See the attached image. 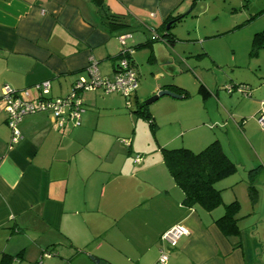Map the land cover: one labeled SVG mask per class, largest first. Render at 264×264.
Wrapping results in <instances>:
<instances>
[{"label":"crops","instance_id":"crops-1","mask_svg":"<svg viewBox=\"0 0 264 264\" xmlns=\"http://www.w3.org/2000/svg\"><path fill=\"white\" fill-rule=\"evenodd\" d=\"M191 3L0 0V264H98L96 259L106 264H158L161 249L168 256L167 264H264V130L256 122L264 85L253 94L251 85L243 82L250 86L251 95L236 100L224 123L227 139L231 136L233 142L244 144L251 155L238 154L235 148L226 151L218 133L212 135L229 159L246 171L247 188L251 182L254 198L237 199L238 184L232 178L236 169L215 183L222 205L211 211L182 203L183 192L161 151L176 135L161 141L154 110L147 108L154 128L133 112L137 102L168 89L167 85L185 90L168 89L182 96L175 99L193 100L190 109L196 98L205 107L210 99L227 101L240 94L226 91L227 97L218 85L194 73L190 77L198 87L192 89L178 76L173 78V58L163 59L162 69L157 66L153 40L165 39L164 44L172 48L174 37L160 38L156 27L163 28L169 16L181 15ZM133 25L148 30L152 38L131 36L126 41L134 46L131 61L138 77L134 105L129 104L132 114L125 110L126 101L119 93L96 88L81 93L79 126L67 122L58 127L47 111L27 114L17 125L20 138L10 143L3 85L32 92L35 84L48 80L50 96H65L75 79L87 77L89 58L96 60L101 75L112 78L120 50L118 36ZM143 61L139 72L138 62ZM182 121L176 123L186 131L201 127L196 123L187 127ZM206 138L211 137L197 134L182 142L194 151L191 144L208 145ZM231 190L236 198L232 201L239 204L240 231L227 236L215 220L228 204L224 194L230 196ZM246 202L250 211L242 212ZM177 222L188 233L175 245L162 241L161 234Z\"/></svg>","mask_w":264,"mask_h":264},{"label":"rangeland","instance_id":"rangeland-1","mask_svg":"<svg viewBox=\"0 0 264 264\" xmlns=\"http://www.w3.org/2000/svg\"><path fill=\"white\" fill-rule=\"evenodd\" d=\"M191 1L192 3L181 11L182 19L174 23L171 28L167 29L166 26L163 28L156 27L159 35L169 31L174 36L172 48L164 44L163 40L165 39L153 40L158 55L157 66L162 69L164 66L163 59L173 58V66L175 67L173 78L178 76L180 80L194 87L192 89L198 87V83L190 77L194 73L202 81L218 85L220 91L227 97L228 95L223 87L230 84V82H247L251 85L253 94H255L258 86L264 85V0ZM123 32L130 33L134 37H144L145 35V37L152 38L148 30L136 25L126 27ZM145 52L147 53V51H142V53ZM141 56L143 59V54ZM143 65L145 66L144 61L138 62V71L143 68ZM237 95L233 96L234 99L228 97L227 101L210 99L205 101V104H208L205 107L203 106L204 102L194 97L198 101H196V105H192L191 109L188 103L193 102V100L184 101L185 99L172 97L170 99L172 101L169 102L174 103H169L166 101L169 100V97L163 95L146 107L154 110V113L158 116L160 126L157 134L161 141L165 142L176 135L174 142L173 140L169 142L166 148H188V144L182 142V140L186 141L192 135L197 134L203 137H211L206 138L208 139L206 143H210L209 141L214 140L213 133L217 132L226 151L235 148L238 154L247 156L251 155L248 147L233 142L231 136L228 140L229 138L227 139L224 135V123L228 119L227 116L229 113H233V105L236 100H241L244 97L240 94ZM121 96L122 100L126 101L125 97ZM130 103L134 105L133 96L129 99ZM125 106V110L130 113L132 106L129 107L126 103ZM191 115L196 117L188 122L187 120ZM178 119L187 122V127L194 126L195 123L201 127L186 131L184 128H179L176 123ZM106 124L111 127L109 120H106ZM124 141L129 142V140ZM205 145L197 147V144L193 143L190 147H194L193 150L197 152ZM241 159L245 161L243 158ZM240 172H242V177L244 176L242 179L240 178ZM232 178L238 184L236 187L237 199L241 201L243 199L249 200L250 195L247 192L248 188L245 181L246 171L240 164L237 165V173ZM232 192L234 191H228L230 196L224 194L226 203L236 199L233 197ZM242 195H244V198ZM243 205L242 212L250 211V202L243 203Z\"/></svg>","mask_w":264,"mask_h":264},{"label":"built area","instance_id":"built-area-1","mask_svg":"<svg viewBox=\"0 0 264 264\" xmlns=\"http://www.w3.org/2000/svg\"><path fill=\"white\" fill-rule=\"evenodd\" d=\"M128 38H130L129 33H122L118 36L119 52L122 57L118 60L112 78L101 75L98 71L96 60L89 58L85 68L87 77L79 76L75 79L72 83L71 92L65 96H50V81L48 80L35 84L32 92L30 90H15L7 84L3 85L1 100L7 116V125L11 132L10 143H15L20 138L17 125L27 114L47 111L52 115L58 127H64L67 122H72L73 126H79L83 104L81 93L85 91L102 88L105 92H117L125 97L126 104L129 106V99L133 96L138 86V77L129 58L133 50L126 43ZM223 88L229 93L236 91L244 97L251 95L250 86L247 84L230 83L224 85ZM256 120L260 128L264 130V100L260 101ZM124 143L129 145L128 141H124ZM138 159L139 156L137 155L136 160ZM187 233L188 230L185 225L177 222L161 234V240L170 245H175ZM167 260V254L161 249L157 263L167 264Z\"/></svg>","mask_w":264,"mask_h":264},{"label":"trees","instance_id":"trees-1","mask_svg":"<svg viewBox=\"0 0 264 264\" xmlns=\"http://www.w3.org/2000/svg\"><path fill=\"white\" fill-rule=\"evenodd\" d=\"M181 19V15L175 17L169 16L164 23V27L170 22L169 28H171L174 23ZM160 36V38L170 37L171 39L174 37L169 31H166ZM131 47L134 51V46ZM121 57V53L118 52L114 71ZM131 57L132 55L129 58L131 59ZM165 87L168 89H175L177 93L185 92V90L176 88L174 85H167ZM133 112L148 120L152 128L155 127V123L151 119V115L142 101L137 102L136 109ZM161 151L170 175L183 192L182 203L185 206L189 208L198 206L206 211H211L222 205L221 190L216 188L215 183L218 180L232 175L237 168L235 163L224 153L219 141H212L197 152L185 147H163ZM248 190L250 197L254 198V190L251 182H249ZM223 207V214L215 220L216 224L227 236L239 234L240 230L237 225L238 202L232 201L223 205Z\"/></svg>","mask_w":264,"mask_h":264},{"label":"water","instance_id":"water-1","mask_svg":"<svg viewBox=\"0 0 264 264\" xmlns=\"http://www.w3.org/2000/svg\"><path fill=\"white\" fill-rule=\"evenodd\" d=\"M169 24H170V22L168 24H166V28L167 29L169 28ZM163 95L171 96L173 98H181L182 97L181 95H179V94H177V93H175V92H173L171 90H168V89H159L155 93H153L152 95H150L148 98H146L145 100H143L142 102H143V104L145 106H147V105L151 104L152 102L156 101L157 99H159ZM95 261L98 264H106L104 261L99 260V259H96Z\"/></svg>","mask_w":264,"mask_h":264}]
</instances>
